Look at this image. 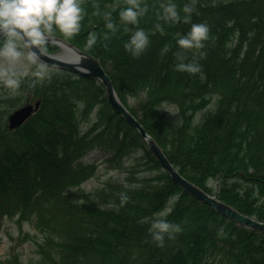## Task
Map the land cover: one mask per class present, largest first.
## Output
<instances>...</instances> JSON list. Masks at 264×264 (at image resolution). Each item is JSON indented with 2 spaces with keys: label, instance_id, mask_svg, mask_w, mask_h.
Here are the masks:
<instances>
[{
  "label": "trees",
  "instance_id": "trees-1",
  "mask_svg": "<svg viewBox=\"0 0 264 264\" xmlns=\"http://www.w3.org/2000/svg\"><path fill=\"white\" fill-rule=\"evenodd\" d=\"M141 2L147 11L132 26L119 19L125 0H81L80 31L53 35L100 60L120 100L186 179L264 221V0H196L190 21L175 24L157 19L166 0ZM173 2L183 17L189 0ZM106 12L115 32L104 27ZM192 23H206L209 38L202 49H179L176 40ZM125 27L149 35L138 57L123 47ZM90 32L97 42L87 49ZM177 52L199 63L200 72L176 71ZM56 72L24 85L40 105L21 127L10 131L0 117V228L6 219L35 222L41 238L33 264H264L263 232L222 217L176 185L110 108L97 80ZM212 103L198 121L196 114ZM166 104L177 108L176 118L162 110ZM95 108L96 121L84 128ZM94 153L116 170L135 155L150 174L127 169L123 180L84 191L98 170L85 160ZM121 193L128 196L123 205ZM155 218L181 227L162 247L149 233Z\"/></svg>",
  "mask_w": 264,
  "mask_h": 264
},
{
  "label": "clouds",
  "instance_id": "clouds-1",
  "mask_svg": "<svg viewBox=\"0 0 264 264\" xmlns=\"http://www.w3.org/2000/svg\"><path fill=\"white\" fill-rule=\"evenodd\" d=\"M196 0H189L182 6L183 17L177 11L173 0H166L159 4L158 20L175 24L179 21L188 23L194 11ZM125 5L118 13L119 19L125 25L136 26L138 18L145 15L147 4L141 0H125ZM83 8L81 0H0V84L4 88L15 91L20 86V77L25 73L17 71V65L27 63L35 66L31 75L35 78L33 83L46 77L47 68L40 62V54L54 38L53 34L59 32L65 38H71L81 29ZM104 27L112 32L116 26L111 20V13L103 15ZM155 29L163 31L157 23ZM124 31L130 33L123 47L132 57H138L149 43V35L141 28L125 27ZM107 34H105V39ZM209 38V28L206 23H192L189 30L180 35L176 43L179 49H202L203 42ZM97 42V34L90 32L84 47L91 49ZM175 70L189 74L199 73V63L185 62V57L177 52ZM203 53H201V57ZM128 200L124 193L120 194V203L123 205ZM161 217L164 213L160 214ZM181 227L177 223L169 222L163 218L151 221L149 233L151 239L158 247L164 245L165 236L173 238L174 233H179Z\"/></svg>",
  "mask_w": 264,
  "mask_h": 264
},
{
  "label": "rangeland",
  "instance_id": "rangeland-1",
  "mask_svg": "<svg viewBox=\"0 0 264 264\" xmlns=\"http://www.w3.org/2000/svg\"><path fill=\"white\" fill-rule=\"evenodd\" d=\"M34 70L35 66L27 63L17 65V71L25 74L20 77V86L15 91L6 89L2 84H0V99H3L6 94H8L9 97V100L4 101L2 104L3 110H0V117L2 120L3 116H5V120H7L9 115L15 110L27 105L28 103L35 102L36 99L32 96L33 90L31 87L24 86L26 83L34 81L35 78L31 75V72ZM57 74L59 75L60 73L47 68L46 77L44 79L53 78ZM41 81L42 80L39 82ZM214 105L215 103H212L207 109L205 108L199 111L196 114V119L199 121L202 116L214 109ZM77 110L80 112L83 110V107L79 106ZM162 110L166 112L168 116H173L174 118H176L178 113V110L174 105L166 104ZM96 112L97 108L92 110L89 122H85L83 124L84 128L96 121ZM195 122L198 123L196 120ZM105 157L106 156L102 153H94L85 158L87 162H97L98 170L92 178L81 185L80 188L82 190L89 192L100 187L107 181L123 180L126 176L125 170L127 169H133V172L139 173L141 177L150 174L148 167L143 164L140 157L136 158L135 155H130L125 160L124 168H121L123 170L108 168L104 164ZM209 186L213 187L216 191L217 182L215 180H210ZM40 238L41 234L34 221H28L26 218H24L21 222H18L16 219H6L0 228V259L6 261L7 264L9 261H12L10 264L35 263L39 258L36 243L40 240Z\"/></svg>",
  "mask_w": 264,
  "mask_h": 264
},
{
  "label": "water",
  "instance_id": "water-1",
  "mask_svg": "<svg viewBox=\"0 0 264 264\" xmlns=\"http://www.w3.org/2000/svg\"><path fill=\"white\" fill-rule=\"evenodd\" d=\"M50 43L60 46L62 51L59 54L54 55H50L43 51L40 54V62L53 68L65 69L74 72L80 76L98 79L105 87L110 106L126 122L136 128L140 135L146 139L150 151L156 157L158 162L168 172L172 180L186 193L200 202L207 204L222 216L233 220L242 226L249 227L264 233V222L244 215L231 206L226 205L225 203L218 200L216 196L207 194L204 190L186 180L177 171V169L170 163L166 155L158 146L156 141L147 134L142 124L120 102L109 75L97 59L85 52L80 51L74 45L60 37L54 36V38L50 40ZM36 106H38V104H36ZM32 110L33 107L31 105H27L14 112L9 117L10 127H18L31 114Z\"/></svg>",
  "mask_w": 264,
  "mask_h": 264
}]
</instances>
